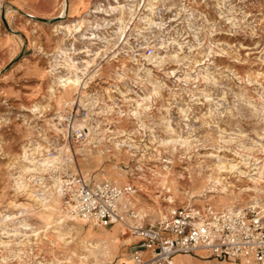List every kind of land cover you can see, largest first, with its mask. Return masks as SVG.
<instances>
[{
    "label": "rangeland",
    "instance_id": "1",
    "mask_svg": "<svg viewBox=\"0 0 264 264\" xmlns=\"http://www.w3.org/2000/svg\"><path fill=\"white\" fill-rule=\"evenodd\" d=\"M69 114L90 126L89 155ZM55 146L70 164L33 170ZM54 174L131 185L135 218L115 235L64 219L63 194L42 201ZM259 200L264 0H0V264L128 262L136 221Z\"/></svg>",
    "mask_w": 264,
    "mask_h": 264
},
{
    "label": "built area",
    "instance_id": "2",
    "mask_svg": "<svg viewBox=\"0 0 264 264\" xmlns=\"http://www.w3.org/2000/svg\"><path fill=\"white\" fill-rule=\"evenodd\" d=\"M144 50L145 55L154 51L150 46ZM81 110L85 116L86 112ZM69 129L75 138L82 137L81 129ZM63 182L64 203L85 222L125 225L126 216L133 218L132 210L123 203L135 192L131 185H118L106 179L88 180L78 174ZM127 229L141 242L132 248L130 262L126 264H171L175 254L197 252L243 264H264V202L261 200L222 208L210 204L171 207L154 220ZM139 247L148 251V257H142Z\"/></svg>",
    "mask_w": 264,
    "mask_h": 264
},
{
    "label": "bare ground",
    "instance_id": "3",
    "mask_svg": "<svg viewBox=\"0 0 264 264\" xmlns=\"http://www.w3.org/2000/svg\"><path fill=\"white\" fill-rule=\"evenodd\" d=\"M87 15H84L82 17V19L79 21V23H82L86 20ZM80 25V24H77ZM77 25H74V28H76ZM34 109H38V106L35 104L33 105ZM58 117H60V115H57ZM87 116V114L85 115ZM75 117H72V119L74 120ZM76 120H72V127H70L71 129H75V128H79L82 131V135H83V140L81 141V143H79V146H77L75 148L76 151L83 153L84 155H89L90 150L87 147V143L90 140V126L87 123L86 120H82V119H78L75 118ZM71 121V122H72ZM70 122V123H71ZM54 153L52 155H47L43 154L41 155L39 160H36V162L33 165V170H35L36 172H38L39 174H43L45 172H51V171H56V167L58 166V163L61 162H66V164H70V162L72 161V156L70 154V151L68 148L65 147H61V148H56V146L54 147ZM49 151V150H48ZM37 173V174H38ZM263 173V172H262ZM262 173H259V176H257L256 178L253 179V181H257L260 179V176ZM51 176V175H50ZM37 179V178H35ZM37 181V180H36ZM52 184L49 187V191H47V194L44 196L43 200L44 202H46L49 197H53V201H56V203L58 202L57 199L60 198L62 196V192H61V179L59 175H52ZM39 183V182H38ZM219 183V179H216L214 181V186L217 185ZM44 186V185H43ZM41 186V187H43ZM210 186V185H209ZM45 187V186H44ZM210 188V187H209ZM42 189V188H41ZM223 189V188H222ZM43 190V189H42ZM203 190V189H202ZM193 193V192H192ZM41 195V194H39ZM44 195V194H43ZM39 197V196H38ZM41 198V197H40ZM39 198V199H40ZM42 199V198H41ZM126 200V199H125ZM7 217V216H6ZM138 217V216H137ZM64 219H69V220H77V219H81L79 218L70 208L69 210H67V212L64 214L63 216ZM140 218V217H139ZM83 220V219H81ZM84 221V220H83ZM56 222L57 224L62 225V227H65L66 229V233H69L70 230H72V225H74V223L72 222H65V220L62 219V216H57L56 217ZM137 222V221H136ZM23 227L24 226H28L27 223L23 222L22 223ZM18 230V229H16ZM15 230V231H16ZM90 243V242H89ZM73 253V252H72ZM84 257L81 256L80 260H82ZM70 262V261H69ZM172 263H173V259H172ZM171 263V264H172Z\"/></svg>",
    "mask_w": 264,
    "mask_h": 264
},
{
    "label": "crops",
    "instance_id": "4",
    "mask_svg": "<svg viewBox=\"0 0 264 264\" xmlns=\"http://www.w3.org/2000/svg\"><path fill=\"white\" fill-rule=\"evenodd\" d=\"M128 200H130L129 198H128ZM123 203L124 204H126L127 205V207L128 208H130L131 210H132V213H133V218H135V216H136V212H135V209H134V206L133 205H131L130 204V201H125V200H123ZM126 218H128V216H126ZM129 218H131V217H129ZM146 223H148V222H146ZM145 223V224H146ZM114 224H119V225H123L122 223H119V222H112V223H109V224H107V225H114ZM134 225H140V223L139 224H136V222H134L133 223ZM107 225H105V226H107ZM144 225V224H143ZM101 226V228L99 227V228H97L95 231H97V232H104V231H107V232H112V234H114V232H113V230H112V228L110 227V228H105V226H102V225H100ZM125 226V225H124ZM115 235V234H114ZM131 235V234H130ZM131 244H130V247L128 248L129 250H128V252L126 253V257H125V259H129V261L128 262H119V263H116V264H126V263H129L130 262V252H131V250H132V248L133 247H138L139 246V244H140V240H139V238H137V237H135V236H133V235H131ZM140 248V250H141V253L142 252H146L147 254L146 255H144L143 253H142V257H144V258H146V257H148V251L146 250V249H143L142 247H139ZM191 256H196V257H199V258H201V259H207V258H212V259H219V260H223V259H231V258H217V257H214V256H211V255H209V254H207V253H205V252H197V253H186V254H183V253H179V254H175L173 257H172V259H173V263L172 264H183V262H185V263H187V264H214L211 260H204V261H192L191 260ZM233 260V259H232ZM234 261V260H233Z\"/></svg>",
    "mask_w": 264,
    "mask_h": 264
}]
</instances>
